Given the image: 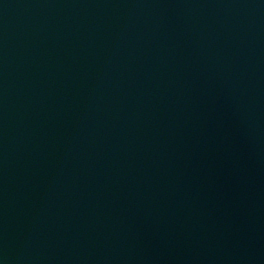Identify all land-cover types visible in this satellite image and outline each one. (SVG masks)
<instances>
[{
  "label": "water",
  "instance_id": "95a60500",
  "mask_svg": "<svg viewBox=\"0 0 264 264\" xmlns=\"http://www.w3.org/2000/svg\"><path fill=\"white\" fill-rule=\"evenodd\" d=\"M0 264H264V0H0Z\"/></svg>",
  "mask_w": 264,
  "mask_h": 264
}]
</instances>
